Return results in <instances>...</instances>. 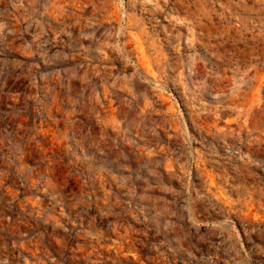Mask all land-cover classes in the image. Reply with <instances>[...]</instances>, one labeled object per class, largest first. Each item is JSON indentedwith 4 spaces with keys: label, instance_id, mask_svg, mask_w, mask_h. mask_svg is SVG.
I'll return each instance as SVG.
<instances>
[{
    "label": "rangeland",
    "instance_id": "374dc122",
    "mask_svg": "<svg viewBox=\"0 0 264 264\" xmlns=\"http://www.w3.org/2000/svg\"><path fill=\"white\" fill-rule=\"evenodd\" d=\"M0 264H264V0H0Z\"/></svg>",
    "mask_w": 264,
    "mask_h": 264
}]
</instances>
